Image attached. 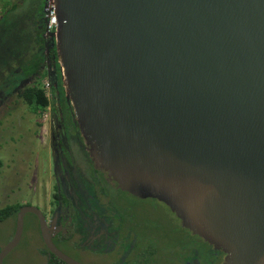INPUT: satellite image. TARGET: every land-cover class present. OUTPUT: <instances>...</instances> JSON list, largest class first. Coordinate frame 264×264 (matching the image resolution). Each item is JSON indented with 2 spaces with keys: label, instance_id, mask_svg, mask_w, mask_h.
Segmentation results:
<instances>
[{
  "label": "water",
  "instance_id": "water-1",
  "mask_svg": "<svg viewBox=\"0 0 264 264\" xmlns=\"http://www.w3.org/2000/svg\"><path fill=\"white\" fill-rule=\"evenodd\" d=\"M55 5L66 95L98 167L164 203L228 264H264V0ZM27 213L44 225L21 207L0 264Z\"/></svg>",
  "mask_w": 264,
  "mask_h": 264
},
{
  "label": "flooded vegetation",
  "instance_id": "flooded-vegetation-1",
  "mask_svg": "<svg viewBox=\"0 0 264 264\" xmlns=\"http://www.w3.org/2000/svg\"><path fill=\"white\" fill-rule=\"evenodd\" d=\"M55 98L48 168L20 203L36 207L44 219L42 225L39 215H25L22 240L35 264H228L230 253L186 228L164 203L114 183L92 157L71 102ZM44 234L72 263L50 250Z\"/></svg>",
  "mask_w": 264,
  "mask_h": 264
},
{
  "label": "rangeland",
  "instance_id": "rangeland-1",
  "mask_svg": "<svg viewBox=\"0 0 264 264\" xmlns=\"http://www.w3.org/2000/svg\"><path fill=\"white\" fill-rule=\"evenodd\" d=\"M22 10L15 15L21 13ZM29 22L26 21L24 25ZM24 25L22 28L25 27ZM10 35L12 36V34ZM28 36V34L22 33V36L14 39L10 37L9 39L11 41L19 40V46L23 44L27 46L28 41L31 40ZM47 38L50 47L53 36L50 35ZM8 42L9 40H6V43ZM30 43L29 47H25L22 52L30 50ZM19 55L20 53L17 56L13 55L12 59H16ZM30 57V52H28L21 58L27 61ZM16 64L15 61L12 65L15 66ZM12 65H10L11 70L9 69L5 73L7 77L5 80L7 81H4V84L6 87L2 88L0 92V160L2 161L0 167V208L25 202L24 191L31 192L32 189L29 188L40 186L38 172L43 173V170L45 172L50 157L47 133L53 125L49 124L48 114L53 107L57 106L56 95L53 93L52 87V74L48 80L52 88L49 96L52 106L44 111L41 116L33 112L23 101L18 100L14 94L6 96L5 93H8L6 88L11 89L16 78L24 77L21 74L24 64L18 65L16 69ZM50 70L52 73V69ZM15 228L14 222H0V247H4L11 238L13 239ZM25 252L23 239L18 248L8 257V264H35L37 259L27 256Z\"/></svg>",
  "mask_w": 264,
  "mask_h": 264
},
{
  "label": "trees",
  "instance_id": "trees-1",
  "mask_svg": "<svg viewBox=\"0 0 264 264\" xmlns=\"http://www.w3.org/2000/svg\"><path fill=\"white\" fill-rule=\"evenodd\" d=\"M45 1L1 0L2 10L0 11V92L2 88L6 87L4 84V81H7L5 73L9 69L11 70L10 65L16 61L17 64L12 65L16 69L18 65L24 64L21 72L24 77L16 78L14 86L9 90L6 88L8 93L5 94L6 96L14 94L18 100L23 101L40 116L52 106V101L44 89V82L49 80L51 74L53 76L51 79L53 93L62 100L67 98L55 40L52 39L49 47L46 37ZM20 10H22L21 13L15 15ZM26 21L30 22L24 25ZM23 25L24 28H22ZM22 33L28 34V37L31 38L27 46L24 44L19 46V40L11 41L9 39L22 36ZM6 40L9 42L6 43ZM29 43L30 50L22 52L25 47H29ZM28 52L31 57L25 61L21 57ZM19 53V57L12 59L13 55L17 56ZM50 69H52V73ZM1 165L2 161L0 160V167ZM21 207V204H16L0 208V222H14L16 225Z\"/></svg>",
  "mask_w": 264,
  "mask_h": 264
},
{
  "label": "built area",
  "instance_id": "built-area-1",
  "mask_svg": "<svg viewBox=\"0 0 264 264\" xmlns=\"http://www.w3.org/2000/svg\"><path fill=\"white\" fill-rule=\"evenodd\" d=\"M45 17L47 20L46 31L47 35H54L58 29L59 20L56 14L55 0L45 1ZM44 89L47 91L48 96L51 93V84L48 81L44 82Z\"/></svg>",
  "mask_w": 264,
  "mask_h": 264
}]
</instances>
